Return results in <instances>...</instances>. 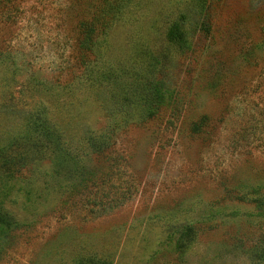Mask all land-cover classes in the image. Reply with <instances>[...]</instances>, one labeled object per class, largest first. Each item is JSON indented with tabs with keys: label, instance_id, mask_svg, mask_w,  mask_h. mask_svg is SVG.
Wrapping results in <instances>:
<instances>
[{
	"label": "rangeland",
	"instance_id": "1",
	"mask_svg": "<svg viewBox=\"0 0 264 264\" xmlns=\"http://www.w3.org/2000/svg\"><path fill=\"white\" fill-rule=\"evenodd\" d=\"M102 2L0 0V264H264V0H120L84 49ZM150 78L175 93L154 117ZM76 159L131 197L93 208Z\"/></svg>",
	"mask_w": 264,
	"mask_h": 264
},
{
	"label": "trees",
	"instance_id": "2",
	"mask_svg": "<svg viewBox=\"0 0 264 264\" xmlns=\"http://www.w3.org/2000/svg\"><path fill=\"white\" fill-rule=\"evenodd\" d=\"M102 3L104 4V7L102 11L98 14V16L96 18H93L92 20L84 22L82 25L85 31L83 34V38L80 40V42H82V47L84 49H86V47L88 49H91L93 46H95L96 39L102 34L106 33V28H108L111 18L113 16L115 17V15L118 14L119 10L121 9L119 6L120 0H114V2L111 4L112 6L109 5V0H103ZM169 40L173 42L175 47H177L179 50L184 49L188 46L185 38L180 37L178 39ZM158 68L159 64H157V66L150 67L152 71H157ZM150 69L147 68V71H150ZM144 88L145 90L143 91V100L146 102V108L144 111L147 116L154 117L155 114L162 110L164 107L170 106L174 100L175 93L172 91L171 88L168 87L167 81H165L164 79H146ZM195 130L198 131L197 129ZM39 136V144L45 148H48L49 151H51L54 155V159L57 158V160H59L61 158L66 160V156L70 153L61 145V139L59 138L58 134H56V132L51 131L48 127L41 126L39 130ZM89 141H91L94 145L98 146V143H96L95 140L89 138ZM38 152L40 153L41 150H38ZM57 160L55 161L56 167L54 168L57 169L49 174L58 178L59 161L57 162ZM66 161L67 163H73L71 158H67ZM6 165L12 166L10 162H6ZM120 167L121 166H118V169L116 167L113 169L103 167L96 169L94 167H90V165L82 166L76 159L75 163L69 168L71 170V173L76 171L78 173L77 177L79 179V182L77 184V187L74 189L78 192L77 196L86 195L87 197V194L91 195L92 190L96 189V191L98 192L96 197L94 198V200H92V197L90 198V202L92 203L93 208H103L107 207L108 205L114 208L126 202L125 200L131 197L132 187L124 189V193H120L116 190H113L115 188H112V190L110 188V183H112L115 177H119V174L122 172V168ZM257 208L259 211L264 212V200H259L257 202ZM10 231V222L0 207L1 246H3V242L8 237Z\"/></svg>",
	"mask_w": 264,
	"mask_h": 264
}]
</instances>
